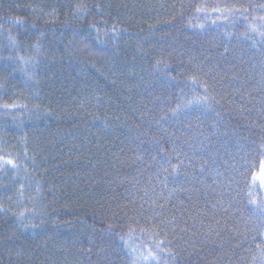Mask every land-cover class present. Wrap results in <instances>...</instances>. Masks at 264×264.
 Segmentation results:
<instances>
[{
    "label": "trees",
    "instance_id": "trees-1",
    "mask_svg": "<svg viewBox=\"0 0 264 264\" xmlns=\"http://www.w3.org/2000/svg\"><path fill=\"white\" fill-rule=\"evenodd\" d=\"M262 16L264 0H0V104L27 105L0 115V156L20 165L0 171V264H253ZM203 85L209 106L173 116Z\"/></svg>",
    "mask_w": 264,
    "mask_h": 264
},
{
    "label": "snow or ice",
    "instance_id": "snow-or-ice-1",
    "mask_svg": "<svg viewBox=\"0 0 264 264\" xmlns=\"http://www.w3.org/2000/svg\"><path fill=\"white\" fill-rule=\"evenodd\" d=\"M83 6L82 5H78L77 6V12L82 11ZM198 12H204L205 9L203 7L201 8H197ZM213 12H217V13H221L222 15L225 14L226 12H233V9H226V8H221L219 6L214 7L212 9ZM235 11H239L238 9H236ZM245 11H247V9H245ZM86 14V11H85ZM51 15V14H49ZM261 20H264V16L260 17ZM13 23L16 24H20L22 23L20 18H15L13 21ZM33 27H35V24H33ZM251 31L252 32H259V34L261 36H264V25L261 26L260 29H257L254 26H250ZM113 31H115V27L113 28ZM41 36L43 35V33L40 34ZM99 38V37H98ZM9 39L11 41V43L13 45L16 44V40L14 37H12L11 35L9 36ZM31 48L33 50V52L35 53L34 55H28V56H24V55H19L17 57H15L16 60L20 61L22 63V65L24 66V70H26L29 66L34 67L35 64H37L39 61L37 60V57L40 56L43 53V47L39 42V37H37V42L35 44L31 45ZM225 52H227V48L225 49ZM223 55V54H222ZM7 59L9 61L13 60L12 56H8ZM162 63V61L157 60L156 61V65L159 66ZM28 78L29 79H33L34 78V73H28ZM190 81L192 85H200L202 84L201 81L198 80L197 76L193 75L190 77ZM205 87V96L204 97H197L194 101H189L187 105L181 106V105H177L176 108L172 109V115L175 116L177 115V113L184 111L186 108L190 107L193 103L195 104H203L206 107L209 106L207 104V101L209 99H214V98H210L207 95V86L203 85ZM3 85H0V88H2ZM0 107L4 108L6 111L3 113H0V115H13V113H11L10 109H16V108H27L26 104H20L17 102H13V103H2L0 104ZM166 116H161V119H165ZM13 119H15V116L13 115ZM205 139H207V137H205ZM201 143H203V141H201ZM261 149L264 150V144L261 145ZM175 151V150H174ZM262 154H264V151H262ZM138 159H140V157H138ZM177 159L179 160V154L177 155ZM185 159H190L187 156H185ZM171 163V162H169ZM180 163L183 164V160H180ZM207 164V161H204L203 164H201L199 171L201 173H203L205 171V165ZM5 165H9L12 168H19V164L13 160V159H5L3 156H0V171L4 170ZM191 166V165H190ZM26 171V169H25ZM163 171L165 173H168L169 169L168 168H164ZM172 173L174 174H180V170L177 166H172ZM257 179H259V186L264 187V167L261 168V172L259 177L257 178L255 175L252 176V180H251V184L253 186L256 185ZM23 187V186H21ZM147 195V193H146ZM250 197L252 195V193H249ZM9 199H11V197H9ZM252 204H256V200L255 199H250L249 201ZM161 208L164 207V205H160ZM257 207L260 209L261 213H264V204H257ZM9 211H11L9 208H5L3 204H0V212H3L5 214H7ZM12 215H14L16 217V220L18 221V226L23 227L25 229L27 228H36L38 227V225L34 222H32V218L31 217H26L24 212H20V213H15L13 212ZM42 222V221H41ZM109 229H111V225H109ZM186 228H182L181 231H186ZM173 231H175V229H173ZM15 235V231L12 232V235L8 237V239H11L12 236ZM260 235L262 237H264V231H262L260 233ZM163 241H159L156 244V248L160 251L163 252L165 249L160 247V244H162ZM239 245H237L238 247ZM256 248L258 250L256 255H253L252 260H253V264H255L256 261L259 262V264H264V241H262L260 244L256 245ZM149 255L153 256V258H155V253H153L152 251H149Z\"/></svg>",
    "mask_w": 264,
    "mask_h": 264
}]
</instances>
